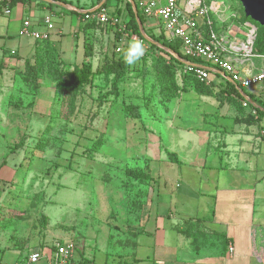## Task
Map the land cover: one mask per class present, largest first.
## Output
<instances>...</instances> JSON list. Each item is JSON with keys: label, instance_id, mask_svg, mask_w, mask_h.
<instances>
[{"label": "rangeland", "instance_id": "obj_1", "mask_svg": "<svg viewBox=\"0 0 264 264\" xmlns=\"http://www.w3.org/2000/svg\"><path fill=\"white\" fill-rule=\"evenodd\" d=\"M65 1L81 10L98 2ZM216 1L221 3L224 13L220 17L217 13H209L213 28L221 31L228 22L231 24L227 31L230 39L245 38L246 29L237 23L242 16L239 0ZM120 2L108 0L105 3L107 14H115L116 4ZM53 7L57 12L50 15L55 27L68 32L70 27L79 24L80 13L69 11L63 5ZM32 10L29 12L31 20L33 16L42 18L45 15L43 11L38 15L36 9ZM7 18V15H0V30ZM83 22L78 25L83 32L80 37L82 60L85 46L88 52L85 59L93 75L91 84H85L72 103L70 94L58 93L47 68L38 75L27 72L24 60L34 62L35 41L30 44L33 52L30 57H25L18 65L2 64L0 205L12 206L13 215L39 228L41 234L46 228L60 230L80 241V246L83 240H89L91 257L97 264H113L105 261L99 246L91 248L95 245L93 238L104 241L108 232L107 243L113 255L121 257L131 252L135 231L127 221L135 218L136 213L130 205L131 202L134 206L144 202L148 193L142 197L143 189L136 180L139 172L144 173L147 158L137 155L143 148L149 149L147 152L155 150L158 141L153 134L160 135L163 126L158 122L168 111L170 101L173 115L178 114L182 103L191 104L188 122L196 124L197 114L203 110L199 96L221 101L225 91L219 84L199 85L193 78L184 77L186 73L170 62L168 54L144 42V55L133 66L125 64L127 70H120L114 76V72L108 73L109 62L119 57L117 46L125 50L132 39L126 37L116 41L117 36L111 28L107 27L104 35L100 25ZM70 34L77 37L78 31ZM9 39L11 37L0 36V50L11 46L13 42ZM252 59L254 62L260 60L258 57ZM54 61L63 71L81 63H67L60 54ZM133 106L138 107L137 117L134 116L136 111L130 109ZM100 137L101 145L92 153L90 145ZM166 137L163 133L162 138ZM155 165L156 161L150 167ZM162 199L163 196L160 198L163 203ZM48 233L47 230L46 235ZM143 242L135 254H149L150 259L134 264L153 262V243L148 238ZM8 256L5 254L3 258L10 259ZM40 263L47 264V261L42 258Z\"/></svg>", "mask_w": 264, "mask_h": 264}, {"label": "crops", "instance_id": "obj_2", "mask_svg": "<svg viewBox=\"0 0 264 264\" xmlns=\"http://www.w3.org/2000/svg\"><path fill=\"white\" fill-rule=\"evenodd\" d=\"M107 1L98 0L85 10L70 3H65V6L69 11L80 13L81 24L82 11L105 9ZM127 3L131 5L130 0H121L115 8L120 9L124 20ZM53 5L60 4L30 0L1 8L0 15H7L8 18L0 30V36L11 37L9 41L13 43L0 50V61L10 66L18 65L25 57L32 55L30 44L33 40L18 35L21 22L29 18L32 9H36L38 15L41 11L45 15L57 12ZM6 9L10 13H6ZM33 17V27L45 30L40 23L41 18ZM92 22L103 27L104 35L107 27L113 31L108 24ZM154 22L146 19L147 27L159 33ZM78 25L70 27L68 32L54 25L50 32V40L67 63H79L83 57L80 43L83 32ZM75 30L78 31L77 37L76 34L69 35ZM243 66L255 72L264 67V60L254 62L251 59ZM209 72L210 79L205 84H219L224 89L228 78L216 68ZM243 90V100L226 93L220 98L221 101L215 97L199 96L203 110L197 114L196 124L188 122L191 104H179L178 114L173 115L170 101L168 111L158 122L163 126L160 135L153 134L158 141L155 150L147 152L149 149L143 148L137 155L147 158L144 171L151 178L146 187V201L132 224L135 234L132 235L131 252L121 257L113 255L107 243L108 232L104 241L93 238L95 245L91 248L97 249L99 246L106 262L134 264L150 259L149 254H135L144 243V238H148L153 243L152 264H264V112L260 115L253 108L258 106L264 110V97L258 86ZM193 96L196 98V95ZM244 99L252 101L253 107ZM163 133L168 140L167 137L162 138ZM155 161L157 165L151 168V163ZM162 196L163 203L160 202ZM155 198H158L156 202ZM13 211L12 206L0 205L2 259L8 254L10 259L4 260L39 264V260L45 258L48 264L53 244L70 241L75 247V259H89L97 264L91 257L89 240H83L80 246V241L60 230L50 231L46 228L41 234L39 228L35 229L33 225L20 220L12 214ZM47 230L49 233L46 235ZM35 252L40 254L39 260L28 262V257Z\"/></svg>", "mask_w": 264, "mask_h": 264}, {"label": "built area", "instance_id": "obj_3", "mask_svg": "<svg viewBox=\"0 0 264 264\" xmlns=\"http://www.w3.org/2000/svg\"><path fill=\"white\" fill-rule=\"evenodd\" d=\"M136 9L150 20H154V27L162 33L168 41H178L180 51L188 57L198 58L203 63L208 64L222 72L239 89H249L260 87L264 97V67L251 72L246 65L252 57L264 60V54L252 52L253 40L256 26L251 21L242 24L246 29L243 39H230L227 35L230 23H225L221 31L213 28V22L209 16L214 12L222 16L224 13L221 3L216 0H132ZM9 12L8 9L5 11ZM84 21H95L98 24L110 25L114 32H119L123 38L139 39L134 34L128 33L125 28L123 15L107 14L104 8H96L90 11H82ZM234 18L236 16L234 15ZM222 21H224L222 19ZM45 30L35 29L30 18H24L18 30V35L25 36L33 41H45L50 39V32L54 25L50 15H45L40 19ZM122 49L117 46L116 51ZM185 70L200 82H208L210 72L200 64H186ZM245 104V103H244ZM48 264H95L90 261L75 259V247L70 241L55 242L52 246ZM229 245V250L232 251ZM40 254H31L27 261L34 263L38 261ZM0 264H21L0 258Z\"/></svg>", "mask_w": 264, "mask_h": 264}, {"label": "trees", "instance_id": "obj_4", "mask_svg": "<svg viewBox=\"0 0 264 264\" xmlns=\"http://www.w3.org/2000/svg\"><path fill=\"white\" fill-rule=\"evenodd\" d=\"M27 1H30V0H0V11H1V8L3 7H6V8L12 7L16 3H19V2L23 3ZM53 1L59 2L60 4L67 3L65 0H53ZM41 3L44 4V2H41ZM50 5L51 4H48V6ZM103 6L104 4H102L101 7ZM126 13H127V16L124 20V23H125V28L128 31V33L136 35L138 38L142 40V42L147 43L150 47L156 48L158 51H162L168 54L170 58V62L171 63L173 62L174 64H176L180 69H182L186 73L184 77L188 76V77L193 78L195 82L199 85H206L205 82L198 81L191 74V72H187L185 70V65H186L185 62H187L188 64H200L207 69L210 68V70H214L213 67L205 66V63H203V61H201L198 58L188 57V56L183 55L180 51V44L178 41L176 40L168 41L164 38L162 33L153 32L149 27H147L146 18L141 14L139 10H137V17L134 15L133 9L129 3L126 4ZM116 14L117 15L121 14L120 9L116 10ZM138 20L142 24L144 32L151 40H146L145 38H143L140 28H139ZM245 21H251L256 26L255 37H254L253 45H252V52L255 54H264V26H261L258 23L252 21L250 18L246 17L242 9V16L241 18L238 19L237 22L243 23ZM87 23L94 24V22L92 21H89ZM114 35L115 37L117 36L115 40L119 41L121 34L119 32H114ZM35 42H36V46L34 49L35 53L33 54L34 62L30 63L28 60L26 59L24 60L25 67L27 68V72L29 73V75H31L32 73L33 74L36 73V75H38L41 73L43 68H47L48 74L52 73L53 79L56 82L55 88L58 91V93L61 94L62 96L70 94V98L72 99L71 103H72L75 95H77L78 92L83 91V86L85 84H91V81H92L93 71L91 70L90 63L86 62V59H85L88 53L86 50V47L84 46V59L81 61V63L79 65L74 64L72 68L69 66L70 68L68 67L67 70L63 71L59 67L60 64L57 61H54V59L57 58V55L59 56V52L57 51L53 42L50 39L45 40V41L35 40ZM157 44L161 45L163 48L170 50L176 55L174 56L173 54L165 51L163 48L159 47ZM118 53H120L119 57L115 61H110L108 65V68H109L108 73L114 72V76L118 75L120 70H122V72L125 69L127 70V67L125 68V63H124V56H123L124 50H121ZM2 64H3V61L0 62V70L2 69ZM64 74L67 75V78L63 77ZM223 90L225 91L226 94L235 95L239 99L243 100L242 92L244 90L241 89L242 91L241 92L233 83L227 81L226 87ZM245 102L249 106H252V101L247 99L245 100ZM253 108L260 115L263 114L264 112V110L258 106L253 107ZM130 109L136 111L134 116L137 117L138 107L133 106V107H130ZM100 145H101V137L99 139H95L91 143L89 150L93 153V151H96L97 149H99ZM169 156L174 157L173 154H169ZM150 178L151 177L145 171L144 173L139 172V175L136 178V180L140 183V187L143 189L142 197H144V195L147 193L146 187L150 183ZM144 202H140L136 206H134L133 202H131L130 209L132 211L135 210L136 217L128 220L127 225H129L130 228L132 229L134 228L132 224L138 218V213L140 211V208L144 204ZM51 249L53 248L51 247ZM81 260L92 262L89 259H81Z\"/></svg>", "mask_w": 264, "mask_h": 264}, {"label": "water", "instance_id": "obj_5", "mask_svg": "<svg viewBox=\"0 0 264 264\" xmlns=\"http://www.w3.org/2000/svg\"><path fill=\"white\" fill-rule=\"evenodd\" d=\"M43 1L60 4L59 2H55L53 0H43ZM130 2H131V5H132V9H133L134 15L137 17L136 6H135V4H134V2L132 0H130ZM239 2L241 3L244 15L246 17L250 18L252 21L258 23L259 25L264 26V0H239ZM60 5L65 6V4H60ZM138 23H139V28H140V31H141V34H142L143 38H145L146 40H151L146 35V33L144 32L143 26L139 22V20H138ZM157 45L159 47L163 48L161 45H159V44H157ZM163 49L165 51L173 54L174 56L176 55V54H174L173 52H171L170 50H168L166 48H163ZM185 63L188 64L187 62H185ZM208 70L210 71V68H208ZM219 73L223 75L222 72L219 71ZM228 80L231 81L229 78H228Z\"/></svg>", "mask_w": 264, "mask_h": 264}, {"label": "clouds", "instance_id": "obj_6", "mask_svg": "<svg viewBox=\"0 0 264 264\" xmlns=\"http://www.w3.org/2000/svg\"><path fill=\"white\" fill-rule=\"evenodd\" d=\"M144 53L143 42L134 38L128 42V47L124 50V63L128 66H133Z\"/></svg>", "mask_w": 264, "mask_h": 264}, {"label": "bare ground", "instance_id": "obj_7", "mask_svg": "<svg viewBox=\"0 0 264 264\" xmlns=\"http://www.w3.org/2000/svg\"><path fill=\"white\" fill-rule=\"evenodd\" d=\"M59 7V6H58ZM10 13V12H9ZM120 37V36H119Z\"/></svg>", "mask_w": 264, "mask_h": 264}]
</instances>
